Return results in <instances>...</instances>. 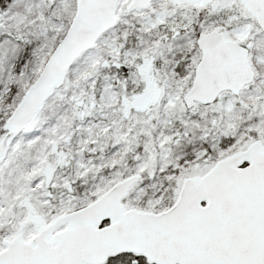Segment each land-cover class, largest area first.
<instances>
[{"label": "snow or ice", "instance_id": "obj_1", "mask_svg": "<svg viewBox=\"0 0 264 264\" xmlns=\"http://www.w3.org/2000/svg\"><path fill=\"white\" fill-rule=\"evenodd\" d=\"M0 264H264V0H0Z\"/></svg>", "mask_w": 264, "mask_h": 264}]
</instances>
